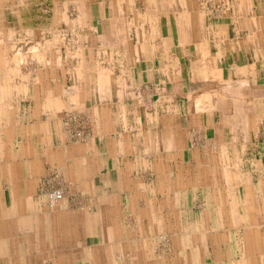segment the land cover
Listing matches in <instances>:
<instances>
[{
	"label": "crops",
	"instance_id": "0c3cea01",
	"mask_svg": "<svg viewBox=\"0 0 264 264\" xmlns=\"http://www.w3.org/2000/svg\"><path fill=\"white\" fill-rule=\"evenodd\" d=\"M82 1L86 4L88 0ZM117 2L124 5L118 12ZM138 4L142 7L138 8ZM225 6L228 14V0ZM213 8L202 0H113L109 6L111 21H107L102 3L98 9L101 22L97 23L92 19L90 23L88 9H79L78 24L71 25L72 37L66 40L65 65L49 75L70 79L71 86L65 88L64 94L56 92L60 96L54 98L55 104L32 114V125L25 126V115L17 106L20 112L15 116L16 123L11 131L9 125L5 127L6 132L9 129L8 135L5 132L9 136L6 146L0 128V264H105L106 235L112 242L118 238L121 216L117 210L125 189L114 176H121L126 169L123 167L131 166L129 162L122 164V159L140 157L126 154L123 137L133 134L126 126H136L120 112L127 106L140 110L146 103L152 111L160 105L161 113L165 112L160 117L166 120L162 124L165 134L172 132L167 128L173 122L168 121L167 112H177L174 121L176 140L183 143L180 149L141 157L176 158L178 167L184 168L190 152L194 159L201 157V151H189L184 145L186 134L191 133L188 129L195 128L205 134L207 146L214 148L207 153L210 158L233 157L232 143L229 149L228 137L224 138L221 127H228V118L236 121L234 127L241 126L238 110H232L237 103L233 98L238 92L235 90H246L249 103L264 107V23L258 26L264 18L258 9L259 21L257 16L253 18L258 22L256 26L254 22L246 23L250 15L246 20L237 18L236 23L233 18V30L246 32L243 39L239 32L232 36L227 23L216 22L213 14L217 8ZM6 22L8 27L0 28V90L16 94L7 99L5 94L2 96V106H7L8 112L16 109L14 104H22L24 95H30L29 79H40L41 73L37 69L24 71L25 63H29L24 49L16 50L18 54L14 50L25 48L27 40L9 38L6 43L5 31L9 30L10 36L15 31ZM57 70L64 75H57ZM14 79L22 83L18 82V89L13 91ZM35 87L39 90L36 82ZM67 109L96 111L98 138L94 144L78 150L67 147L57 121L59 111ZM8 115L1 116L8 120ZM147 116L152 118V114ZM248 117L259 119L253 111ZM218 118L224 122H218ZM109 127L114 137L106 145ZM57 158L66 159L64 167L69 176L91 195L84 203L90 202L89 209L88 205L72 207L65 196L61 200L51 197L53 210L48 211L45 200L36 195L38 182L45 175L46 160L51 164ZM261 184L263 179L259 180V188ZM261 200L264 205V196ZM253 212L254 222L264 221L261 209ZM243 220L248 221L246 217ZM94 238L101 243L89 240Z\"/></svg>",
	"mask_w": 264,
	"mask_h": 264
},
{
	"label": "rangeland",
	"instance_id": "374dc122",
	"mask_svg": "<svg viewBox=\"0 0 264 264\" xmlns=\"http://www.w3.org/2000/svg\"><path fill=\"white\" fill-rule=\"evenodd\" d=\"M112 1L88 0L84 4L85 1L82 0H0V28L8 27L6 21H9L10 28L15 30L11 36L9 30L5 31V42L9 38L27 40L25 48L16 47L14 53L18 54L24 49L23 54L29 60L24 65V71L27 73L37 69L41 73L40 79H29L30 90L27 92L30 95H24L21 105L14 104L16 109L13 111L10 109L7 112V106L3 108L2 96L5 94L6 99L7 96L16 97L12 90L18 89L17 84L22 83L21 79H14L15 84L9 90L12 95H7L8 90H0V128L4 132L2 140H5L3 146L8 143L9 129L11 131V126L17 121L15 116L20 112L17 106L22 115H25V126L32 125V114L55 104L54 98L60 96L55 95L56 92L64 94L65 88L71 86L70 79L49 78V75L54 74L56 67L59 69L65 65L68 55L65 44L72 37L69 31L72 29L71 25L78 24L79 9H88L90 23L92 20L97 23L101 22L98 9L103 3L107 10V21L110 22L112 16L109 14V6ZM202 1L210 9L217 8L216 15L213 14L216 22L227 23L232 30L235 27L233 18L236 23L237 18L246 20L250 15L251 19L246 23L250 25L254 22V26L258 23L255 21H259V15L264 18V8H260L264 6V0H228V14L224 12L225 0ZM140 7L142 4H138V8ZM257 9L259 15H256ZM263 23L264 19H261L258 26ZM238 32L243 39L246 38L244 30ZM238 32L233 30L231 35L235 36ZM32 38L35 39L36 46ZM33 52L37 54L33 55ZM56 74L64 75L59 70ZM35 82L39 84V90H36ZM96 84L97 81L94 80L93 85ZM235 91L238 92L233 98L237 103L232 110L233 113L238 110L241 116L238 122L241 126L234 127L236 121L228 118V127H221L224 138L228 137L229 149L232 143L233 157L210 158L207 153L214 148L207 146L205 134L197 128L188 129L191 133L186 134L184 145H188L189 151H201V157L194 159L190 152L191 156L186 159L184 168L178 167L176 158L141 157L156 154L161 156L166 151L170 154L180 149L183 143L178 142L176 137V111L167 112L168 121L173 120L174 127H168L167 130L172 132L165 134L162 124L166 120L160 119L165 112L161 113L160 105L157 104L152 111L146 107V103L141 105L140 110L135 107L130 110L128 106V109L120 110L131 120L132 125L136 124L126 126L127 130L133 131V134L123 137L126 139V154L130 152L132 156L140 157L122 159V164L129 162L131 166H124L127 171L125 169L121 176H114L116 182L120 179L121 186L125 189L120 194L117 210L121 216L118 238L112 242L106 235L105 264H264V221L256 223L252 215L256 213L254 210L260 209L264 214L261 200L264 196V184H261V189L258 186L260 179L264 181V107L258 103H249L246 90ZM10 104L13 105L11 102ZM250 111L259 119L249 118ZM6 113H10L8 120L1 116ZM147 114H152V118ZM95 115L96 111L92 109L89 112L80 109L59 111L57 121L67 147L78 150L97 140ZM222 121L224 119L218 118V122ZM7 125L10 127L6 132ZM108 130L109 132H105L106 145L114 137L111 127ZM236 141L240 143L237 144ZM65 161L66 159L57 158L50 164L46 160L45 175L38 182L36 195L45 200L48 211L53 210L50 202L53 197L56 198L52 195L56 191H62L57 199L61 200L66 196V201L72 207L88 205L89 209L90 202L84 203L86 198L91 199V195L84 192L81 183L69 176L68 168L64 167ZM68 164L70 165V160L67 166ZM244 217L248 221H244ZM89 240L101 243L98 238Z\"/></svg>",
	"mask_w": 264,
	"mask_h": 264
},
{
	"label": "bare ground",
	"instance_id": "6f19581e",
	"mask_svg": "<svg viewBox=\"0 0 264 264\" xmlns=\"http://www.w3.org/2000/svg\"><path fill=\"white\" fill-rule=\"evenodd\" d=\"M122 6V4L121 3H119V2H117V12H118V10H119V7H121ZM124 6V5H123ZM121 8H124V7H121ZM121 24V23H120ZM182 49V48H181ZM87 53V52H86ZM201 60V59H200ZM203 62V61H202ZM201 85V84H200ZM215 96V95H214ZM60 193L62 194V191H56V192H54V193H52V195L54 196H56V198L55 197H53V198H55L56 200H57V198H59L60 196ZM51 195V196H52ZM57 196H59V197H57Z\"/></svg>",
	"mask_w": 264,
	"mask_h": 264
}]
</instances>
